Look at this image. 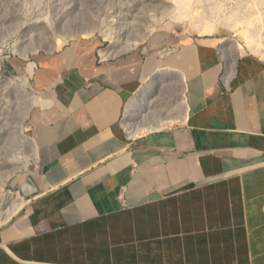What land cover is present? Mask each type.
Returning <instances> with one entry per match:
<instances>
[{
  "label": "crops",
  "instance_id": "obj_1",
  "mask_svg": "<svg viewBox=\"0 0 264 264\" xmlns=\"http://www.w3.org/2000/svg\"><path fill=\"white\" fill-rule=\"evenodd\" d=\"M98 45L40 61L34 193L0 213V264H264V63L207 41L154 71L133 53L100 63ZM149 81L175 108L147 115Z\"/></svg>",
  "mask_w": 264,
  "mask_h": 264
},
{
  "label": "rangeland",
  "instance_id": "obj_2",
  "mask_svg": "<svg viewBox=\"0 0 264 264\" xmlns=\"http://www.w3.org/2000/svg\"><path fill=\"white\" fill-rule=\"evenodd\" d=\"M257 2L0 0V213L19 193L18 185L27 182L29 177L22 176L34 164L32 119L50 102L35 86L40 61L74 42L94 38L99 42L95 55L100 63L133 53L141 56L143 67L153 57L154 71L174 70L160 57L207 41L218 47L220 58L251 54L264 63V24L258 21L264 5L257 7ZM116 50L117 55H108ZM149 85V93L155 95L145 100L154 101L149 117L175 108L171 87L152 81ZM42 101L48 105H39ZM147 108L138 104L133 119Z\"/></svg>",
  "mask_w": 264,
  "mask_h": 264
},
{
  "label": "bare ground",
  "instance_id": "obj_3",
  "mask_svg": "<svg viewBox=\"0 0 264 264\" xmlns=\"http://www.w3.org/2000/svg\"><path fill=\"white\" fill-rule=\"evenodd\" d=\"M260 5H264V0H258V2H257V7H259ZM256 7V8H257ZM258 21H261V23H263L264 24V6H263V9L261 10V19H259ZM109 52H113V51H109ZM119 53V50H117L116 51V53H114V54H112V55H117ZM32 68V67H31ZM33 70V69H32ZM44 104H45V102H41V103H39V105H42V106H44ZM38 105V106H39ZM45 105H48V102H47V104H45ZM28 186L27 185H23L22 186V188H20V189H18L19 190V194L21 195V193H20V191H21V189H24V190H28ZM14 195V194H13ZM22 196V195H21ZM23 197V196H22ZM25 201H26V199L25 198H23ZM22 207V203L20 204V203H18V202H15V198H11V206H10V208L9 209H7V219L9 218V217H11L14 213H16L20 208ZM8 208V207H7Z\"/></svg>",
  "mask_w": 264,
  "mask_h": 264
},
{
  "label": "water",
  "instance_id": "obj_4",
  "mask_svg": "<svg viewBox=\"0 0 264 264\" xmlns=\"http://www.w3.org/2000/svg\"><path fill=\"white\" fill-rule=\"evenodd\" d=\"M24 176H25V174L22 177H24ZM23 185H27L26 182L23 181V183L18 185L17 189L22 188ZM20 193L23 196V198H28L29 196H31L34 193V191H32V190H30V188H28V190L21 189Z\"/></svg>",
  "mask_w": 264,
  "mask_h": 264
}]
</instances>
